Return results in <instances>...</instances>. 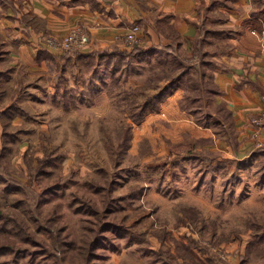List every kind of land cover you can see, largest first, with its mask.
<instances>
[{"label": "rangeland", "instance_id": "rangeland-1", "mask_svg": "<svg viewBox=\"0 0 264 264\" xmlns=\"http://www.w3.org/2000/svg\"><path fill=\"white\" fill-rule=\"evenodd\" d=\"M128 48L108 65L103 61L101 68L114 69V75L94 77L99 83L93 79L84 98L72 92L75 98L64 101L41 81L43 88L22 92V106L14 103L12 112L0 115V203H19L15 209L22 212L37 193L44 200L60 196L64 206L58 221L24 214L30 230L50 248L24 244L28 250L13 264H82L87 247L81 245L80 217L94 229L86 231L87 238L97 229L96 216L84 213L83 203L101 210V221L113 225L98 231L92 264H264V239L256 238L264 231V144L257 146L254 137L248 146L234 140L243 127L235 124L233 141L225 140L176 108L162 107L156 116L158 108L149 112L154 116L133 121L128 104L140 98L134 87L147 86L151 75L170 65L157 69L160 64L149 61L146 51ZM126 123L130 138L115 167L106 142L116 145ZM182 143L192 156L182 148L171 152V145ZM45 148L55 164L31 177ZM20 182L29 185L28 193L24 184L10 191ZM95 183L101 192H94ZM73 199L77 211L67 206ZM9 259L0 256V263L12 264Z\"/></svg>", "mask_w": 264, "mask_h": 264}, {"label": "crops", "instance_id": "crops-1", "mask_svg": "<svg viewBox=\"0 0 264 264\" xmlns=\"http://www.w3.org/2000/svg\"><path fill=\"white\" fill-rule=\"evenodd\" d=\"M134 23L143 49H151L149 61L160 64L157 69L178 56L194 60L198 48L205 53L207 74L219 90L212 102L225 104L236 127L243 126L235 139L248 146L250 119L264 114V0H0V107L22 106V92L42 87L41 81L52 95L63 98L66 91L84 98L94 79L85 56L127 49L121 37ZM76 25L89 36L85 49L45 46V36L61 37ZM60 75L64 81L58 82ZM184 86L168 94L154 114L160 116L165 107L190 116L180 107ZM260 138L264 141V125Z\"/></svg>", "mask_w": 264, "mask_h": 264}, {"label": "trees", "instance_id": "trees-1", "mask_svg": "<svg viewBox=\"0 0 264 264\" xmlns=\"http://www.w3.org/2000/svg\"><path fill=\"white\" fill-rule=\"evenodd\" d=\"M129 47L131 49L130 51L135 53L142 52L143 49L142 44H136ZM198 49V52H195L196 58L194 60H191V57L178 56V58L175 59L168 68L156 71L153 75H151V77L148 78L149 80H147V86L141 85L134 87V91L136 93L135 95H138L140 98L138 100L136 97L134 99H130L128 104L129 114L133 121L139 122L143 119L146 113L148 114L149 112L157 110L161 101H163L166 96L170 94L176 87L185 84V93L180 101L181 109H184L188 113L192 114L197 123H202L203 125L214 129L213 132H215L216 136L221 135L225 140L233 141V137L235 135V133L232 131V127L234 126L233 117L224 103L219 102L217 104H213L212 98L216 93H219V90L213 81V76L207 74V68L209 64L207 61H204L205 53L202 52L200 48ZM150 50L151 49H143V51H146L147 53ZM119 52L120 51L118 50H111L100 51L98 53L86 55L85 57H88L86 69L89 71L92 69V74L94 77L98 75L100 78H103V73L109 71H111V75H113L112 71H114V69L111 70L107 66L102 69L101 64L103 61H105V64L108 65L110 60L116 59L120 54L122 55L126 51ZM99 72H101V74H99ZM59 80L64 81V76L60 75L58 82ZM69 93L70 92L64 91L62 97L66 98L70 95ZM70 96H73V94ZM13 108L15 107L12 104L2 109L0 107V115H8L9 112H12ZM225 122H227V125L223 126ZM223 127L224 131H221L219 128ZM129 128V123H126L125 126H122V131H124V134L118 137V143L116 145L112 140H108L106 142L107 150L110 152L109 154L115 167L118 166L120 158L127 148L130 138ZM181 148L187 150L185 156H192V152L186 143L171 145V152L179 154L182 150ZM54 160L55 157H52V150L45 148L44 156L39 158L37 164L33 165L29 171L30 176L37 177L44 174L48 166H54ZM23 184L24 183L20 182V184H12L10 185L11 187H8H10V191L22 190L21 187ZM93 186L95 190L94 192H101L102 187L100 185L95 183ZM23 188L27 193L29 192V185L24 184ZM51 188H53L52 190H56L59 188V185H57V187L54 186ZM111 191V187L107 186L105 188L106 194H110ZM50 192L51 191H49V193ZM57 197L60 196L52 197L49 200H44L41 194L36 193L33 195V193H31V196H29V200L26 203V207L22 206V212L15 209V207L19 206V203H16L14 205L15 207L9 206V204L6 202L0 203V256H10L9 260H11V263L13 264L15 262L14 260L19 258L18 256L28 250L27 247H24V244L27 243L41 246L44 250H49L50 246L47 245L44 240L38 239L36 234L30 230V225L24 217V214L27 212L30 213V216L36 221L42 218L46 221L49 219H55L58 221L59 218L63 216L64 206L59 201H57ZM75 199L69 201L67 206L77 211V209L74 208ZM83 206H86V211L84 213L96 216L95 219L97 220V229L90 239L87 238L86 231L94 229L84 225V222H86L85 217H80L82 226L81 234L83 235L81 245L87 247V253L82 258V264H92L96 244L99 242L100 238V232L98 231L102 232V230L106 229L103 224L110 226V228H112L113 225L111 223L106 224V221H101L102 212H100L101 210L98 208H95L94 205H85L83 203ZM105 208L107 207L105 206L104 209ZM46 210L48 211L47 216L42 217L43 212ZM57 212H59V214ZM63 229L66 228L63 227ZM256 230L260 231L258 228H256ZM256 235L257 239H264V231H261ZM177 250L180 253V248H178V245ZM56 264H60V262L56 261Z\"/></svg>", "mask_w": 264, "mask_h": 264}, {"label": "built area", "instance_id": "built-area-1", "mask_svg": "<svg viewBox=\"0 0 264 264\" xmlns=\"http://www.w3.org/2000/svg\"><path fill=\"white\" fill-rule=\"evenodd\" d=\"M123 43L127 46L141 44L142 37L140 35V27L137 24L130 25L123 36ZM47 48L58 51L74 52L85 49L89 44V36L81 26H73L65 35L57 37L47 35L43 38ZM252 132L257 146H262L264 141L260 138L264 125V114L254 115L250 119Z\"/></svg>", "mask_w": 264, "mask_h": 264}]
</instances>
